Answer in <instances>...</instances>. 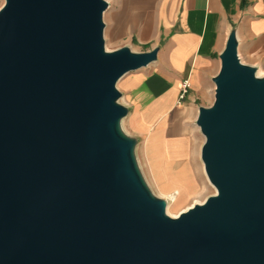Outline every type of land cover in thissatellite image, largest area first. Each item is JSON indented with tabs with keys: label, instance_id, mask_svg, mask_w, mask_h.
I'll return each instance as SVG.
<instances>
[{
	"label": "water",
	"instance_id": "water-1",
	"mask_svg": "<svg viewBox=\"0 0 264 264\" xmlns=\"http://www.w3.org/2000/svg\"><path fill=\"white\" fill-rule=\"evenodd\" d=\"M106 0L0 6V264H264V74L231 29L198 106L213 194L176 216L149 188L117 81L157 60L104 46Z\"/></svg>",
	"mask_w": 264,
	"mask_h": 264
},
{
	"label": "crops",
	"instance_id": "crops-1",
	"mask_svg": "<svg viewBox=\"0 0 264 264\" xmlns=\"http://www.w3.org/2000/svg\"><path fill=\"white\" fill-rule=\"evenodd\" d=\"M107 18L112 35L120 34L124 21L131 23L130 41L139 47L138 51L150 50L159 41L164 42L154 62L157 74L170 87L153 103L152 108L160 117L171 111L173 104L170 109L163 107L177 99L184 78L190 84L186 96L189 100L213 94L211 79L218 72V55L231 29L235 30L240 60L264 74V0H115V7ZM135 124L146 130L145 122L136 119ZM155 124L149 125L143 145L148 166V153L154 150L158 151L160 163H176L178 155L188 162L190 155L192 158L190 146L179 143L181 146L177 149L169 147L163 123L154 127ZM201 144L197 145V154ZM187 162L180 165L191 174ZM201 169L203 172L202 163Z\"/></svg>",
	"mask_w": 264,
	"mask_h": 264
},
{
	"label": "rangeland",
	"instance_id": "rangeland-1",
	"mask_svg": "<svg viewBox=\"0 0 264 264\" xmlns=\"http://www.w3.org/2000/svg\"><path fill=\"white\" fill-rule=\"evenodd\" d=\"M108 2V8L103 14V21L105 24L103 38L104 46L107 50H113L120 46L127 45L132 50L138 51L139 47L132 44L130 41V35L132 32V25L129 21H124L125 26L120 34L112 35L108 31V13L115 7V0H106ZM4 3V0H0V6ZM158 69L154 67V62L145 68L135 70L123 75L116 83V88L121 93L119 102L127 106L129 111L125 118L122 120L123 130L134 137L138 138V144L136 148V155L138 163L143 173V176L151 189V191L158 197L166 200V193L162 191L156 180L153 179L150 167L143 152L144 140L147 132L149 131V125L154 122L156 125L163 123L165 142L169 147L177 149L181 146L179 143H184V146H190V154L192 150V158L187 162L181 156H176V164L184 162L190 163L191 174L196 178L197 188L189 197L186 202L178 209V212L192 205L194 202H200L208 195L214 193V187L207 181L203 175L201 169V160L199 154H197V145L203 141V136L199 132L198 128L194 124V120L197 113L198 106H208L213 100L212 95H201L193 100H189L186 96L179 100L178 103L173 100L171 104L164 106L163 108L170 109L171 111L163 116H159L160 113H156L152 108L153 103L170 87L165 82V78L162 75L157 74ZM178 95L176 96V98ZM189 97V96H188ZM189 102V103H188ZM190 104L191 108H188ZM170 107V108H169ZM153 109V111H152ZM165 110V109H164ZM141 120L145 122L144 129L135 124V120ZM188 139V142L186 141ZM187 143V144H186ZM195 155V156H193ZM192 160V162H191ZM177 212V213H178Z\"/></svg>",
	"mask_w": 264,
	"mask_h": 264
},
{
	"label": "bare ground",
	"instance_id": "bare-ground-1",
	"mask_svg": "<svg viewBox=\"0 0 264 264\" xmlns=\"http://www.w3.org/2000/svg\"><path fill=\"white\" fill-rule=\"evenodd\" d=\"M257 74L262 75L263 73L261 70H257ZM148 155L149 169L154 177L153 179L156 180L155 182H157L162 191L166 193V199L168 198L166 206V213L168 215L176 216L194 203H200L204 200L194 202L192 205L178 212V209L186 202L187 197L196 191L198 186L197 182L193 180L190 171H187L184 165L160 163L157 150L150 151Z\"/></svg>",
	"mask_w": 264,
	"mask_h": 264
},
{
	"label": "built area",
	"instance_id": "built-area-1",
	"mask_svg": "<svg viewBox=\"0 0 264 264\" xmlns=\"http://www.w3.org/2000/svg\"><path fill=\"white\" fill-rule=\"evenodd\" d=\"M189 88H190L189 81L187 78H184L179 85L178 97H177L178 101L182 100L188 94Z\"/></svg>",
	"mask_w": 264,
	"mask_h": 264
}]
</instances>
